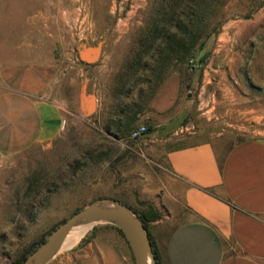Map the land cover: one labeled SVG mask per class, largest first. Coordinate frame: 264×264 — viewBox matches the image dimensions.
Returning a JSON list of instances; mask_svg holds the SVG:
<instances>
[{"label": "rangeland", "instance_id": "1", "mask_svg": "<svg viewBox=\"0 0 264 264\" xmlns=\"http://www.w3.org/2000/svg\"><path fill=\"white\" fill-rule=\"evenodd\" d=\"M158 1L0 0V64L41 52L53 58L74 52L79 42L102 41L98 62L77 76L75 86L78 94L87 79L95 112L82 117L70 104L56 139L0 166V252L8 264L102 197L139 211L158 208L159 221L149 223L148 232L159 249V240L183 220L170 217L157 202L165 152L188 141L212 140L228 148L247 137H264V0H217L209 27L216 25L215 32L187 61L191 68L169 65L157 80L137 65L127 67ZM64 31L68 38H59ZM71 92L65 88L70 100ZM211 96L220 103L209 109ZM140 125L146 132L131 140L130 131ZM47 264L134 262L123 235L98 223Z\"/></svg>", "mask_w": 264, "mask_h": 264}, {"label": "crops", "instance_id": "2", "mask_svg": "<svg viewBox=\"0 0 264 264\" xmlns=\"http://www.w3.org/2000/svg\"><path fill=\"white\" fill-rule=\"evenodd\" d=\"M61 34V39L69 36ZM26 56L0 64V166L56 139L69 105L80 109L76 80L88 65L75 50L53 58L42 52ZM65 88L72 89V100ZM226 93L228 100L234 98L230 90ZM210 98L209 109L219 105ZM162 165L165 178L157 202L170 217H183L159 240L162 264H264L263 136L228 148L212 140L188 141L166 151ZM8 259L0 252V264Z\"/></svg>", "mask_w": 264, "mask_h": 264}, {"label": "trees", "instance_id": "3", "mask_svg": "<svg viewBox=\"0 0 264 264\" xmlns=\"http://www.w3.org/2000/svg\"><path fill=\"white\" fill-rule=\"evenodd\" d=\"M215 2L217 0L158 1L159 4L153 9L147 26L139 38V49L127 68L130 69L137 65L146 69L151 76L155 75L154 78L157 80L160 79V74L169 65L186 64L187 68H191L187 61L192 60L195 52L200 50L205 40L215 32L216 25L209 28L210 20L214 18L217 10ZM205 58L206 54L202 55L200 62H203ZM144 80L150 82L152 79L145 77ZM131 208L136 212L147 231L155 264H162L160 251L148 232V224L158 220V213L149 207L145 211ZM78 210L80 209L76 211ZM116 230L120 233L118 229ZM48 235V233L42 235L38 240L24 248L12 264H21L26 256L41 244Z\"/></svg>", "mask_w": 264, "mask_h": 264}, {"label": "water", "instance_id": "4", "mask_svg": "<svg viewBox=\"0 0 264 264\" xmlns=\"http://www.w3.org/2000/svg\"><path fill=\"white\" fill-rule=\"evenodd\" d=\"M102 41L95 45L79 42L75 46L78 60L85 65L98 62ZM87 79L79 90V106L82 117L95 112V97L86 93ZM106 223L120 231L130 249L134 264H155L146 229L136 212L127 204L109 197L97 198L67 219L59 223L21 264H47L62 248L65 239L95 224ZM84 231V232H85Z\"/></svg>", "mask_w": 264, "mask_h": 264}, {"label": "built area", "instance_id": "5", "mask_svg": "<svg viewBox=\"0 0 264 264\" xmlns=\"http://www.w3.org/2000/svg\"><path fill=\"white\" fill-rule=\"evenodd\" d=\"M184 130H187V128H185ZM145 132H146V127L144 125L137 126L130 131L129 138L131 140H135L138 137H140L141 135H143ZM180 132H181V130H180Z\"/></svg>", "mask_w": 264, "mask_h": 264}, {"label": "bare ground", "instance_id": "6", "mask_svg": "<svg viewBox=\"0 0 264 264\" xmlns=\"http://www.w3.org/2000/svg\"><path fill=\"white\" fill-rule=\"evenodd\" d=\"M82 231H85V230H82ZM82 231L75 232L74 234H71L70 236H68V237L65 239L62 248H63V247H66V246H71V245H73V244L78 240V238L80 237ZM62 248H61V249H62Z\"/></svg>", "mask_w": 264, "mask_h": 264}]
</instances>
